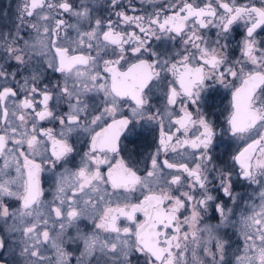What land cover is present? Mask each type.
Listing matches in <instances>:
<instances>
[{
	"label": "snow or ice",
	"instance_id": "6c2138e0",
	"mask_svg": "<svg viewBox=\"0 0 264 264\" xmlns=\"http://www.w3.org/2000/svg\"><path fill=\"white\" fill-rule=\"evenodd\" d=\"M0 264H264V0L0 8Z\"/></svg>",
	"mask_w": 264,
	"mask_h": 264
},
{
	"label": "flooded vegetation",
	"instance_id": "af4514ba",
	"mask_svg": "<svg viewBox=\"0 0 264 264\" xmlns=\"http://www.w3.org/2000/svg\"><path fill=\"white\" fill-rule=\"evenodd\" d=\"M10 2L11 0H0V8H6ZM215 103H218V101H215Z\"/></svg>",
	"mask_w": 264,
	"mask_h": 264
}]
</instances>
